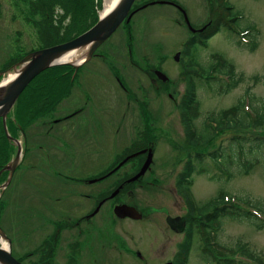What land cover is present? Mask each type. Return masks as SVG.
Here are the masks:
<instances>
[{
    "label": "rangeland",
    "instance_id": "obj_1",
    "mask_svg": "<svg viewBox=\"0 0 264 264\" xmlns=\"http://www.w3.org/2000/svg\"><path fill=\"white\" fill-rule=\"evenodd\" d=\"M145 1L148 0H136L139 4ZM178 1L188 9L198 25L212 16L215 20L221 11L220 0ZM229 2L235 5V10L244 13L242 25L249 24L257 28L258 45L255 50H251L248 45L237 43L236 34L222 30L213 35L207 47H199L197 56L204 68L215 60L216 54H221L228 63L235 66L242 82L229 93H223L218 88L213 91L206 85L198 89V129H201L206 116L214 115L239 102L247 91L256 96L257 105L264 98V0ZM52 9L54 13L48 19L37 0H0V68L18 59L10 58L15 55V49H21L22 56L25 52L42 47L55 36V32L62 34L69 29V24L74 21L72 14L65 11L59 3L53 2ZM132 16L130 42L134 50L133 57L129 54L127 27L121 25L98 49L107 54V59L96 56L84 63L78 69L79 78L75 80V87L70 91L69 97L66 96L60 102L59 112L47 116L64 115L73 109L82 108L76 116L94 117L98 132H101V128H107L102 129V132L109 135V140L118 135L120 140L126 134L140 135L149 131L150 137L156 139V149L153 152L154 175L160 178L162 184L160 187H136L133 201L138 204L145 218L120 220L115 228L117 236H113V239L112 231L105 230L101 241L97 240L99 245L95 248V254L87 249L77 264H166L172 261L184 236V233L175 232L169 227L166 216H182L189 209L185 194L175 187V181L191 148L186 141L179 108L186 93V81L180 74L182 62L176 61L174 56L181 52L191 33L181 13L168 5H150ZM163 57L166 58L165 61ZM110 65L121 69V73H118L120 81L133 92H124L112 75ZM158 66L168 75L167 82L159 80L152 73L151 68ZM153 79H158V84H153ZM144 102L149 110H145V116L142 114ZM143 122L148 123V126L144 127ZM231 134L232 131L221 134L215 142L228 146ZM74 139L77 141L78 138ZM206 140L201 139L200 143L203 144L201 141ZM56 143L65 150L63 140H56ZM107 143L108 140L103 141L105 150L108 148ZM140 145L137 143L136 146ZM26 147L23 161L4 189L5 209L1 218V226L12 240L14 253L18 257L23 249L37 246L40 235H32L36 231L34 223L44 219L50 222L54 216L64 212H82L78 189L67 191L68 186L63 187V180L70 175L85 177L83 171L90 168L88 156L94 155L84 152L64 164H60L53 156V167L49 168L47 165L40 168V153L36 144L28 143ZM207 147L210 150L212 146ZM42 154L50 162L47 154ZM100 158L101 156L94 166L101 164ZM211 167L210 174L196 175L192 186V193L202 211L212 209L214 200L208 206L207 202L221 190L234 197L251 198L264 203L262 166H257L246 174L234 167V174L230 179L225 173L222 175L223 179H211V175L221 174L213 165ZM113 179L114 177L109 178L103 185ZM77 184L79 185L78 182ZM0 186L1 194L3 185ZM221 202L224 203V200ZM101 212V215L109 214V204ZM219 241L230 246L239 241L247 242L264 257V228L258 230L246 220H225L219 233ZM202 243V240H197L189 264H204L199 256V246ZM127 245L132 252L126 251ZM111 246H114L112 250ZM63 251L58 258L59 264H71L70 252L66 255L67 250ZM138 251L140 255L137 254ZM102 253L107 255H100Z\"/></svg>",
    "mask_w": 264,
    "mask_h": 264
},
{
    "label": "trees",
    "instance_id": "obj_2",
    "mask_svg": "<svg viewBox=\"0 0 264 264\" xmlns=\"http://www.w3.org/2000/svg\"><path fill=\"white\" fill-rule=\"evenodd\" d=\"M37 1L43 7L48 19L52 18V13H54L52 6L55 2L61 4L65 11L71 13L74 20L69 24L67 31L62 34L55 32V36L45 42L42 47L68 41L86 31L98 20L95 0ZM220 5L221 11L215 19L213 31L210 30L211 32L201 34L200 37L203 41L198 42V44H189L184 52V56L188 57L200 70L206 71L207 68L202 66L197 56L199 47H206L207 41L222 30L239 33V31L245 32L251 28L249 37L252 45L250 49L255 50L258 45V32L251 25H242L239 19L240 11L235 10L226 0H220ZM237 43L241 44V41L237 40ZM214 58L215 62L210 66L212 67L211 71L215 70L228 75L230 81H221L215 77L209 78L207 81L213 89L218 88L223 93H229L242 82L241 75H237L235 66L228 63L222 55L216 54ZM15 62H9L8 67ZM75 71V67L68 64L56 65L46 69L21 94L13 115L15 117L23 116L25 119L37 115H48L58 103L69 95L72 84L77 77V73L74 75ZM202 78L203 76L198 70H192L185 74L186 93L180 104L186 141L191 151L187 153L184 166L176 181L181 192L185 194L187 202H189L191 217L185 237L179 244L175 264H189L190 255L199 239L203 241L202 245L199 246V256L204 264H264V257L253 250L247 242L239 241L230 246L219 241L220 230L227 219L246 220L256 229H263L264 203L262 201L251 198H235L231 196L232 194L221 190L217 196L207 202L208 206L214 200L212 209L206 212L201 210L200 204L196 202L191 193L194 176L210 174L211 165L221 172V174L211 175V179L215 177L223 179L224 173L230 179L234 174V167H237V171L242 173L244 171L250 173L257 166H262L264 170V98L260 100L261 104L257 105L256 96L248 92L247 103L244 98H241L232 106L208 116L211 120L210 123L198 129L196 121L200 117V101L197 90L204 86L201 81ZM228 131H232L228 146L225 143L217 146L215 140ZM206 138L208 139L206 140ZM201 139L206 140V142L201 141L203 142L201 144ZM210 145L212 147L209 150L207 146L210 147ZM15 152L16 148L8 140L3 120L0 118V170L10 161ZM7 174L6 172L5 175L7 176ZM221 200H224V203ZM3 209L4 203L0 201V214Z\"/></svg>",
    "mask_w": 264,
    "mask_h": 264
},
{
    "label": "flooded vegetation",
    "instance_id": "obj_3",
    "mask_svg": "<svg viewBox=\"0 0 264 264\" xmlns=\"http://www.w3.org/2000/svg\"><path fill=\"white\" fill-rule=\"evenodd\" d=\"M151 1H157V3L154 5H168L174 7L181 13V17L184 19L185 24L189 29V33H191V35L184 42L183 49L181 50V57L184 56V48L187 45L198 44V42L200 41L202 42L203 39L202 37H200V35L205 32H209L214 26V16L209 17L207 21L202 25H198L195 21H193V16L188 11V9L185 8V6L178 0L170 1L178 3L186 9L188 20L193 28L189 26L184 12L173 3L161 4L160 2L158 3V1L160 0H148L141 4L136 2L132 7L131 12L134 11V15L136 12L143 9L141 8L142 5L148 4L146 7L150 6L151 4L149 3ZM132 17L129 21L125 20L122 23V26L124 25L127 27L126 32L128 35L132 33L130 26H128L131 24L130 22H132ZM131 39L132 38L129 37L128 45L131 44ZM15 51V55L10 56L11 59L19 58L20 54L22 53L21 49L19 48L17 50L15 49ZM96 56L107 59V54H105V52H100L99 50L96 53ZM181 57L178 62L181 61ZM165 60L166 58L163 57V61ZM110 66L112 75L115 76L117 82L120 83L118 73H121V69H119V67L115 65ZM114 66L115 69H112L114 68ZM184 68L185 67H180V74L185 71ZM4 69L5 66L3 68H0V71ZM151 69L155 74V71L161 68L152 67ZM78 78L79 76L76 77L75 80H77ZM157 80L153 79V84H158ZM122 85L123 84L120 83V87L123 88L124 92H133L131 88L128 89L126 87L127 89H125V87ZM74 87L75 85L72 84L71 90ZM68 97L69 95L67 96V98ZM59 104L60 103H58L55 109L52 110L49 114L54 115L57 111L59 112ZM146 105L144 102L145 107L142 112L143 116H145V110H148ZM81 109L82 108L73 109L64 115H58L54 117H49L47 115H37L35 117L25 119L23 118V116L18 115L15 121H12V119L8 121V126L10 131L12 132V135L15 139L20 141L21 145L24 148V151H26V145L28 143L36 144L38 152L40 153L38 157L40 168L47 165H49V168L53 167V165L51 164V158L53 156L56 160L60 161V164H64L65 162H67V160L74 159L75 157L82 155V153L84 152L94 153L93 156H88V163H90V168L83 171L86 174L85 177L79 178L77 176L70 175L65 176V179L63 180V187L68 186L67 191L70 192L71 189H78V199L81 204L82 212L79 214L64 212L57 215V217L54 216L55 219L52 218L50 222L44 219L41 220V222L39 221L40 223H34V228L36 229V231L32 235H40L39 239L37 240V246L34 248L23 249L19 257L14 253V248L11 240L13 255L24 264H59L60 262L58 258L60 257L61 253H64L63 249L67 250L66 255L68 251L70 252L69 259L71 264L80 263L79 260L81 258V255L83 252L85 253L87 249H89L91 254L94 255L95 248L99 245L97 244V240L101 241L105 230L112 231L113 234L111 237L113 239V236H117L116 233L118 232L117 230H115V228L120 220H134L129 217H118V215L115 213L116 206L120 204H128L131 206H135L140 210L138 204L133 201V198L135 197L134 189L136 187H160L162 184L160 178L154 175V158L144 175L140 176L135 181L128 182L132 177L140 172L145 164V161L148 158L150 149H152L153 152L154 149H156L154 142L156 139H152L150 137L149 131H146L140 135H135L133 133L126 134L120 140L118 135V137H112V140H109V135L102 132V129L105 130L107 128H101V124V132H98L97 129L99 128L94 124V117L81 118L76 116L77 113L81 112ZM112 124L114 123L112 122ZM143 125L144 127L145 125L148 126V123L143 122ZM74 138H78L77 141ZM56 140H63L65 150H62L60 148V146L56 143ZM107 140L108 148L107 150H105L103 148V141L106 142ZM137 143L141 145L137 147ZM16 145L18 147L19 143H17ZM16 145L14 146L16 147ZM78 146H80V149L78 148ZM140 150L146 151L135 157H130L122 165L117 167L119 163L126 157ZM42 153L47 154L50 162L44 158ZM99 156H101V164L98 166H94V164L98 162ZM6 172L8 173L7 176L5 175ZM12 175H10L8 171H4L3 173L1 172L0 185H3L4 183H6V181L9 182L8 179H11ZM111 177H114V179L110 183L103 185V182H107V180ZM77 182L79 183V185L77 184ZM120 186H123L121 190L115 196L110 197L112 193ZM175 187L178 188L177 181H175ZM4 189L5 188H3V190L1 191L0 200H3ZM108 204L109 214L105 213L104 215H101L102 209ZM4 209L2 210V212L4 211ZM2 212L0 214V226L1 218L4 216ZM183 216H186L187 218L186 213H184ZM143 218H145V216H143ZM53 223L55 225H53ZM30 226H32V223L30 224ZM7 234L8 233H6V235ZM7 236L9 237V235ZM19 238L21 239V234L19 235ZM124 240L125 239H123V241ZM112 247L114 248V246H111V250L113 249ZM126 251L132 252L133 250L127 245ZM100 255L106 256L107 253H102Z\"/></svg>",
    "mask_w": 264,
    "mask_h": 264
},
{
    "label": "water",
    "instance_id": "obj_4",
    "mask_svg": "<svg viewBox=\"0 0 264 264\" xmlns=\"http://www.w3.org/2000/svg\"><path fill=\"white\" fill-rule=\"evenodd\" d=\"M135 0H119L116 6L106 14H100L99 20L88 30L81 33L80 35L58 44H54L48 47H43L36 49L18 62L13 64L8 68L4 74V77L0 81V85L3 83V80L10 76V74L15 73V77L8 81V83L0 88V117L3 118L4 127L6 134L10 136L6 119L8 114L14 109L19 96L26 89V87L42 72L46 69L51 68L56 65L68 64L74 66L76 69L90 60L94 55L96 50L116 31V29L122 24L129 14L131 7L133 6ZM164 1H161V3ZM154 3V2H152ZM145 7V6H144ZM132 13L128 17L130 19ZM73 51L84 52L85 57L80 62L74 61H64L62 57L67 53ZM180 53H177L175 56L176 60H179ZM157 76L163 81L168 80V76L158 70L156 71ZM146 150L137 152L119 163L117 167L122 165L130 157H134L138 154L144 153ZM22 157V147L19 143L17 153L15 157L1 170H9L12 175L16 167L18 166ZM153 159V151L150 149L147 160L145 161L144 166L138 174H136L129 181H134L138 179L141 175L145 174L146 170L150 166ZM0 172V173H1ZM123 186H120L115 190L110 197L115 196ZM115 213L120 218L130 217L133 219H141L143 214L134 206L128 204H120L115 208ZM167 222L170 227L176 232H183L186 227L185 217L181 216H171L167 217ZM0 237L1 239H6L7 244L1 242L0 244V264H23L18 259H16L12 254L11 240L5 234V232L0 227ZM166 264H173V262H168Z\"/></svg>",
    "mask_w": 264,
    "mask_h": 264
},
{
    "label": "bare ground",
    "instance_id": "obj_5",
    "mask_svg": "<svg viewBox=\"0 0 264 264\" xmlns=\"http://www.w3.org/2000/svg\"><path fill=\"white\" fill-rule=\"evenodd\" d=\"M119 0H107L106 3V9L103 12V14H106L108 12H110L118 3ZM85 54L84 52L81 51H73L71 53H67L66 55H64L62 57V60L64 61H74V62H80L84 59ZM15 73L10 74L9 77H7L6 79L3 80V83L0 85V88H2L3 86H5L9 80L13 79L15 77Z\"/></svg>",
    "mask_w": 264,
    "mask_h": 264
}]
</instances>
